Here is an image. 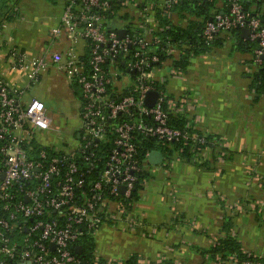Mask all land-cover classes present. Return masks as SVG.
<instances>
[{"label": "built area", "instance_id": "1", "mask_svg": "<svg viewBox=\"0 0 264 264\" xmlns=\"http://www.w3.org/2000/svg\"><path fill=\"white\" fill-rule=\"evenodd\" d=\"M176 1L66 0L61 23L51 34L56 39L66 35L70 46L53 51L49 59L30 58L14 47L0 60L10 70L30 69L29 85L22 89L0 75V264L123 263L97 254L82 259L76 247L83 235H96L110 221L136 224L132 197L150 153L142 167L140 135L164 145L189 138L169 122L171 112H191L189 95L171 96L160 87L168 75L182 79L184 73L149 53L159 42L151 35L159 25L154 6L166 15ZM216 6L219 12L202 29L204 40L209 43L222 31L249 29L241 40L255 44L253 61L262 66L264 0H220ZM124 13L135 18L144 35L127 30L120 36L119 29H127L118 21ZM171 53L176 50L168 49ZM50 63L64 71L72 85L76 82L82 102L80 137L69 135L62 148L41 142L58 131L45 102L24 99L25 90L41 81ZM149 91L158 92L152 107L145 102ZM165 165L164 160L152 166ZM244 252L253 258L240 262L231 256L227 262L264 264V255ZM215 264L224 262L217 259Z\"/></svg>", "mask_w": 264, "mask_h": 264}, {"label": "crops", "instance_id": "2", "mask_svg": "<svg viewBox=\"0 0 264 264\" xmlns=\"http://www.w3.org/2000/svg\"><path fill=\"white\" fill-rule=\"evenodd\" d=\"M18 10L20 16L5 22L0 33V60L11 48L25 51L35 41L20 31V4ZM63 12L53 9L51 18L59 22ZM9 28L19 31L13 34ZM52 29L38 48L43 55L70 46L66 35L57 40ZM226 37L222 31L210 50L195 56L182 79L166 77L169 94L189 95L194 128L218 137L228 149L226 158L221 161L218 155L214 160L219 148L213 146L203 152L205 166L194 159H176L155 169L149 164V177L132 207L136 224L107 223L109 227L95 235L101 258L127 260L136 255L140 264H215L204 252L224 234L226 215L243 248L264 255V85L252 48H236L240 43ZM18 71L4 61L0 64L1 77L22 89L15 81ZM63 85L72 91L69 80Z\"/></svg>", "mask_w": 264, "mask_h": 264}, {"label": "trees", "instance_id": "3", "mask_svg": "<svg viewBox=\"0 0 264 264\" xmlns=\"http://www.w3.org/2000/svg\"><path fill=\"white\" fill-rule=\"evenodd\" d=\"M159 3L160 0H154ZM225 1V0H221ZM220 0H177L173 3L169 14L163 15L158 4L154 6L155 17L158 20V27L152 31V38L159 39V42L153 43L149 53H156L160 57L161 62H166L173 68L188 72V68L192 63V59L206 50H210L214 43L218 42V36L212 41L207 43L202 37V29L206 22L213 17L218 11L217 4ZM20 0H0V29L8 20H12L20 16L18 7ZM219 12V11H218ZM134 17L130 13H124L120 16L118 21L125 23L127 30L130 34L144 35V30L138 28L137 23L134 21ZM227 37L232 40H236L240 43L236 45V48H252L242 44L241 33L235 29L232 31H226ZM226 37V38H227ZM168 49H175L176 53L167 54ZM161 65V63H156ZM164 66V65H163ZM258 76L261 78V84L264 85V64L260 66ZM73 86V85H72ZM75 94L79 95V89L76 85ZM160 87L165 88V82L161 83ZM171 95V94H170ZM172 96V95H171ZM170 124L174 127L180 128L183 132L189 135L188 139H181L180 141L172 142L170 144H162L157 138L142 136L138 137V158L142 167L146 166V154L152 150L158 149L165 155V162L167 166L176 158L182 160H196L199 166H205L208 160L203 158V152L213 146L218 147L219 151L213 157L216 158L223 156L226 158L228 154L227 147L223 146L220 139L214 135H201L194 128V117L190 113H170ZM189 123V125H188ZM203 141V142H202ZM166 166V165H165ZM149 177L148 166L143 171L136 189L133 193L132 202L138 198V192L143 187V178L147 180ZM132 208V207H131ZM179 218V217H178ZM110 224L114 222L110 221ZM232 220L230 216L224 218L222 231L223 235L218 237L216 241L205 250L204 254H207L208 258L215 262L220 259L224 264L230 260L231 256L239 259L240 262L247 259H252V256H248L244 252L242 243L239 241L236 235L232 234ZM79 245L82 246V253L79 256L82 259H92L96 254V236L86 233L78 240ZM264 261V257L260 258ZM139 257L134 255L123 260L122 264H140Z\"/></svg>", "mask_w": 264, "mask_h": 264}, {"label": "rangeland", "instance_id": "4", "mask_svg": "<svg viewBox=\"0 0 264 264\" xmlns=\"http://www.w3.org/2000/svg\"><path fill=\"white\" fill-rule=\"evenodd\" d=\"M53 9L61 14L64 10V0H20L21 14L24 15V20H22L23 28L20 29V31L24 32L28 38H34L35 40L33 46H28L25 50L30 58L43 56L44 51L38 49L42 44V40L44 41L45 38L49 37L48 31L50 29L59 26L61 23V21L57 22L51 18L50 11ZM8 31L15 34L16 32L18 33L19 30L9 28ZM61 36L57 37V40H59ZM254 45L255 44L252 43V47ZM47 59H49V55H47ZM29 72L30 69L17 72L15 81H20L18 85L19 88H26L29 85ZM65 80H68L67 75L63 72H58L56 65L50 63L48 71L43 74L41 81L33 84L28 90H25V100L30 101L33 98H37L45 102L48 110L53 114L54 124L58 129L57 132L42 137L41 142L43 145L53 144L56 147L62 148L64 146V141L71 135L70 133L74 131L77 136L78 131L82 128V120L79 116L82 102L79 95L74 92V85H76V82H73V86L71 87L72 91H70V89H67L63 85ZM168 88V83L165 82V89L168 92H172ZM38 138L39 135L36 139ZM108 227V225L104 224L101 230L103 231V229ZM102 231L99 232L98 238L100 239L101 233L104 232ZM95 250L96 252L98 250L97 242Z\"/></svg>", "mask_w": 264, "mask_h": 264}, {"label": "water", "instance_id": "5", "mask_svg": "<svg viewBox=\"0 0 264 264\" xmlns=\"http://www.w3.org/2000/svg\"><path fill=\"white\" fill-rule=\"evenodd\" d=\"M126 31L127 29L126 28H121L119 29V34L121 37H124L126 35ZM249 29H242L241 31V39H245L247 38V36L249 35ZM245 45H247V42H243ZM253 53V52H252ZM171 67H168V71L170 70ZM158 97V92L157 91H149L147 93V96H146V104L149 106V107H152L155 102H156V99ZM80 137V133L77 134V138ZM165 160V156L163 154L162 151L158 150V149H155V150H152L150 151L149 155H148V158H147V161L150 165H155V166H159L161 163H163V161ZM121 190L124 191V188L121 187ZM82 246L81 245H77L76 247V252L78 254L82 253Z\"/></svg>", "mask_w": 264, "mask_h": 264}, {"label": "flooded vegetation", "instance_id": "6", "mask_svg": "<svg viewBox=\"0 0 264 264\" xmlns=\"http://www.w3.org/2000/svg\"><path fill=\"white\" fill-rule=\"evenodd\" d=\"M70 134H71V135H73V134H75V132H74V131H72Z\"/></svg>", "mask_w": 264, "mask_h": 264}]
</instances>
